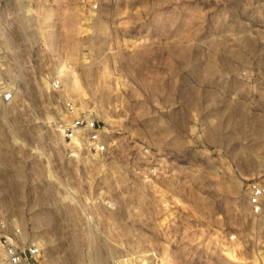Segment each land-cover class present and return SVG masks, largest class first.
<instances>
[{
    "label": "rangeland",
    "instance_id": "1",
    "mask_svg": "<svg viewBox=\"0 0 264 264\" xmlns=\"http://www.w3.org/2000/svg\"><path fill=\"white\" fill-rule=\"evenodd\" d=\"M5 7L0 221L41 264H264V207L247 201L264 174V0ZM66 97L106 152L56 130Z\"/></svg>",
    "mask_w": 264,
    "mask_h": 264
},
{
    "label": "built area",
    "instance_id": "2",
    "mask_svg": "<svg viewBox=\"0 0 264 264\" xmlns=\"http://www.w3.org/2000/svg\"><path fill=\"white\" fill-rule=\"evenodd\" d=\"M16 0H0V42L3 36L9 40L13 37L12 14L14 9H7L9 2ZM9 42V41H8ZM13 51L15 48L0 44V52ZM15 51V50H14ZM52 92L61 91L62 82L54 77L49 80ZM15 98V91L11 87L0 93V101L9 104ZM62 112L66 120L57 123L56 130L65 139L82 144L85 150L94 153L107 151V141L103 130L90 111L80 109L74 99L64 98ZM247 201L250 212L255 216L263 213L264 207V174L251 179L247 185ZM19 229L9 227V224L0 221V264H41V245L34 240L22 241L19 238ZM233 238V236H231Z\"/></svg>",
    "mask_w": 264,
    "mask_h": 264
},
{
    "label": "bare ground",
    "instance_id": "3",
    "mask_svg": "<svg viewBox=\"0 0 264 264\" xmlns=\"http://www.w3.org/2000/svg\"><path fill=\"white\" fill-rule=\"evenodd\" d=\"M3 91H4V89L3 90H0V93L3 92ZM0 104L7 105L6 103H2L1 101H0ZM76 145H79V143L77 142ZM16 178H19V173L17 174V177ZM19 233H20L19 234V238L22 240V233L20 232V230H19ZM96 252H98L97 249H96ZM97 259H98L99 264H106V258H103L99 253H97Z\"/></svg>",
    "mask_w": 264,
    "mask_h": 264
},
{
    "label": "crops",
    "instance_id": "4",
    "mask_svg": "<svg viewBox=\"0 0 264 264\" xmlns=\"http://www.w3.org/2000/svg\"><path fill=\"white\" fill-rule=\"evenodd\" d=\"M11 45H12L11 42H9V43L7 42V43H6V46H7V47H11Z\"/></svg>",
    "mask_w": 264,
    "mask_h": 264
}]
</instances>
